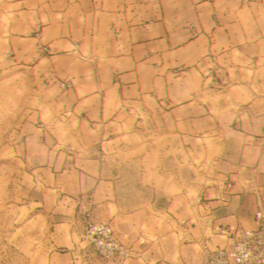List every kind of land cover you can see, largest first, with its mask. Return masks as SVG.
Masks as SVG:
<instances>
[{"label":"crops","instance_id":"1","mask_svg":"<svg viewBox=\"0 0 264 264\" xmlns=\"http://www.w3.org/2000/svg\"><path fill=\"white\" fill-rule=\"evenodd\" d=\"M6 5L11 22L1 37L5 55L41 81L30 137L53 139L57 131L71 148H91L126 122L151 120L161 124L163 138L177 141L176 153L199 158L194 168L202 154H212L224 171L202 200L183 190L166 195V206L155 212L163 221L152 227L135 213L122 219L109 182L62 166L56 172L65 164L62 155L42 152L32 171L43 174L44 203L69 220L54 224L41 264H90L81 261L73 226L82 193L92 196L96 220L112 221L134 242V256L125 264H203L208 248L230 246L239 230L259 226L264 82L251 76L264 72V0ZM217 67L250 78L217 84L212 75ZM226 91L238 94L233 104L216 99Z\"/></svg>","mask_w":264,"mask_h":264},{"label":"rangeland","instance_id":"2","mask_svg":"<svg viewBox=\"0 0 264 264\" xmlns=\"http://www.w3.org/2000/svg\"><path fill=\"white\" fill-rule=\"evenodd\" d=\"M9 1L0 0V264L43 263L51 247L54 224L69 220L55 213L56 207L44 203L47 196L40 188L43 174L32 171L42 160V152L48 149L52 153L48 156L58 151L57 157L62 155L65 163L59 165L56 172L75 169L97 175L109 182L111 190L114 188L122 207V219L135 213L138 220L150 222L152 227H159L163 221L155 212L166 206V195L183 190L202 200L209 189L218 185V176L224 171L216 155L202 154L200 165L194 168L193 161L196 163L199 158L189 153H176L177 141L162 137L159 122H126L113 137L83 149L68 146L67 138L57 131L58 136L53 139L30 137L41 81L31 69L22 63H13V59L5 55L1 37L11 22L6 9ZM215 70L212 75L217 84L250 78L230 73L231 70L224 73L219 67ZM251 78L264 82V72ZM236 97L235 91H226L223 97L218 93L216 99L233 104ZM76 201L73 226L79 238L81 261L121 263L120 257L108 259L96 253L84 239L85 228L90 223L111 224L117 242L132 254L122 264L131 259L135 253L134 242L122 235L112 221L94 218L90 208L92 196L82 193Z\"/></svg>","mask_w":264,"mask_h":264},{"label":"built area","instance_id":"3","mask_svg":"<svg viewBox=\"0 0 264 264\" xmlns=\"http://www.w3.org/2000/svg\"><path fill=\"white\" fill-rule=\"evenodd\" d=\"M41 51L47 47L40 46ZM69 86L68 83H65ZM259 226L239 230L230 246L207 249L203 264H264V201L256 212ZM84 239L95 248V252L108 259L120 257L119 264L131 257V251L124 249L115 238L109 223H90L84 231Z\"/></svg>","mask_w":264,"mask_h":264}]
</instances>
